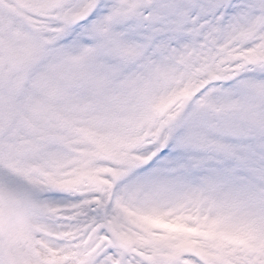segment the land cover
I'll use <instances>...</instances> for the list:
<instances>
[{"label": "snow or ice", "instance_id": "obj_1", "mask_svg": "<svg viewBox=\"0 0 264 264\" xmlns=\"http://www.w3.org/2000/svg\"><path fill=\"white\" fill-rule=\"evenodd\" d=\"M0 264H264V0H0Z\"/></svg>", "mask_w": 264, "mask_h": 264}]
</instances>
